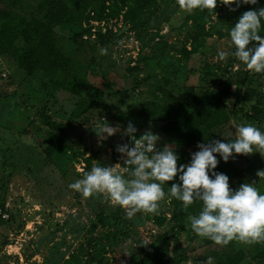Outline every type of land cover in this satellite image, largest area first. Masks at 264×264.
<instances>
[{
  "label": "rangeland",
  "instance_id": "1",
  "mask_svg": "<svg viewBox=\"0 0 264 264\" xmlns=\"http://www.w3.org/2000/svg\"><path fill=\"white\" fill-rule=\"evenodd\" d=\"M99 1L78 2L81 6L89 4L81 27H87L86 15ZM40 2L19 0L16 8L26 18L41 17L37 10ZM187 14L176 0H162L147 25L134 30L124 26L119 18L120 36L103 42L88 44L79 38L68 42L69 31H61L60 48L70 52L79 75L103 90L101 101L107 105L106 111L87 110V101L64 90L42 93L39 74L35 78L25 77L12 60L0 54V208L7 211L9 218L0 220V264H122V261L137 264L141 251L135 245L144 240L156 245L155 237L173 226L166 196L159 202L156 213H137L132 219H126L125 210L102 194L86 199L68 187L94 164H116L119 153L115 148L125 142L127 136L123 132L129 121L138 129L136 135L150 130L161 137L158 145L170 144L159 131L160 123L139 116L142 105L157 97V87L180 92L185 85H196L198 75L207 71L205 85L211 93L208 101L214 103L225 90L228 78L229 97L219 110L228 119L218 139L222 142L234 139L233 122L256 126L245 116L257 103L264 114V76H256L231 55L235 49L230 47V35L219 42L214 37L208 39V48L199 50L187 61L178 62L177 50L184 44L189 46L192 32L185 18ZM163 29L167 32L162 33ZM101 48H107L108 54L101 55ZM219 50L229 52L224 61L217 59ZM136 63L141 65L139 70L129 69ZM48 113L67 125L50 157L41 145L46 130L42 116ZM102 123H109L120 131L101 139L94 130L98 131L97 126ZM234 157L229 161L242 170L243 183L256 181V187L264 194V180L256 176L258 170L264 169V157L259 152L250 156L234 154ZM98 212L110 219L111 227L91 229ZM153 215H165L167 220L159 227L153 222ZM124 228L129 230L128 237L113 231ZM188 229L186 223L185 230ZM88 241L90 245L86 244ZM171 245L175 255L182 253L181 237L172 238ZM243 245L234 240L227 246L200 248L180 264H193L194 256L207 252L218 253L217 257L231 255ZM85 248L95 257L94 261H86ZM243 264L255 263L245 260Z\"/></svg>",
  "mask_w": 264,
  "mask_h": 264
},
{
  "label": "trees",
  "instance_id": "2",
  "mask_svg": "<svg viewBox=\"0 0 264 264\" xmlns=\"http://www.w3.org/2000/svg\"><path fill=\"white\" fill-rule=\"evenodd\" d=\"M18 1L0 0V54L12 60L15 66L22 70L25 77L35 78L39 74L42 93L51 94L64 90L71 96L87 101V110L106 111L107 105L101 101L103 90L75 71L70 52L59 46L58 35L61 31L68 30V42H76L79 38L82 43L93 44L103 42L111 37H119L121 33L118 31L112 33L110 29L103 33L99 28L93 42L82 39L85 33H90L88 26L81 27V19L89 4L81 6L78 4L80 0H41L37 7L41 17L30 18H26L17 10ZM161 2L162 0H100L95 9L89 10L86 18L87 21L90 18L108 21L120 17L124 26L128 25V28L137 30L152 20L160 8ZM230 7L236 8V5L224 6L218 0L217 7L213 12L200 9L188 12L185 18L190 22L192 32L189 34V46L184 44L177 50L178 62L187 61L199 50L208 48V39L214 37L219 42L222 38L227 37L231 27L235 25L242 13L264 7V0H258L256 5L242 4L236 11H230ZM75 28L78 29L75 31ZM259 34L264 36V22H262ZM138 64L136 63L129 69L139 70L141 65ZM254 74L258 77L264 76V73ZM208 76V72L203 71L202 75H198L196 85H185L180 92L168 90L166 87H157V97L146 101L139 111V116L160 123L159 131L166 137V140L175 149L181 148L176 149L179 156L178 165L190 163L191 154L199 150L196 147L198 143H207L210 140L218 139L222 134L223 123L228 119V116L219 113V110L223 106L225 98L229 97L230 80L226 78L225 90L214 103H211L208 101V97L211 95L210 89L205 85ZM262 111L257 103L251 108V113L246 114L245 117L248 122H253L264 132ZM42 122L46 130L43 131L44 137L41 138V145L47 156L50 157L62 140L67 125L66 122L52 118L49 113L42 116ZM163 146L164 144L159 145L160 148ZM115 159L119 160L120 154ZM217 159L220 163L215 171L226 174L229 177L230 187L237 189V186L244 180L242 170L238 169L237 165H232L230 161L224 162L218 155ZM87 166H89L88 161ZM173 182L178 183V177L163 185L165 196L169 199V220L172 221L173 226L155 237L156 245L149 244L147 248L140 246L141 256L137 264H180L194 251L216 245L213 241L201 238L191 230L188 217L198 215L202 204L197 201L186 212L183 211L182 202L172 198L169 194ZM8 219H3L0 215L1 221ZM152 219L159 227L163 226L167 220L165 215H153ZM186 223L189 225L188 230H185ZM98 226L108 228L112 226V222L102 212H98L96 220L91 223V229L95 230ZM116 230L113 229L121 237L129 236V230L126 228ZM177 237L182 238V247L178 248L182 250V253L175 255L171 240ZM86 244L90 245L91 243L88 241ZM84 251L87 262L95 260L87 248ZM207 253L194 256L192 263L205 264L208 257L213 258L215 255L212 252ZM217 254L216 258H213L214 264H243L245 260L255 264H264V242L245 244L231 255L217 257Z\"/></svg>",
  "mask_w": 264,
  "mask_h": 264
},
{
  "label": "clouds",
  "instance_id": "3",
  "mask_svg": "<svg viewBox=\"0 0 264 264\" xmlns=\"http://www.w3.org/2000/svg\"><path fill=\"white\" fill-rule=\"evenodd\" d=\"M176 2L186 12L195 9L213 12L218 0ZM219 3L224 6L235 4L236 8L230 7V11H236L242 4L256 5L258 0H219ZM262 22L264 7L244 11L229 33L230 47L235 49L231 55L254 73H264V36L259 34ZM100 54L107 55V48H101ZM228 56L229 52L219 50L217 59L224 61ZM97 128L98 131H94L101 139L120 131L109 123H102ZM233 129L234 139L198 143L196 147L199 150L191 154L190 163L178 165L179 156L172 144L166 143L158 148L161 137L150 130L137 138L138 129L129 121L123 135L129 137L130 142L117 144L115 148L127 177L119 171L120 163L113 166L97 163L68 187L86 199L102 194L106 200L125 210L126 219H132L137 213H156L159 202L166 195L164 183L178 177V183H171L169 194L182 202V210L186 212L197 201L202 204L198 215L188 217L191 230L196 235L221 246H227L234 240L245 244L262 243L264 194L256 187V181L245 182L232 189L229 177L215 169L220 163L217 155L224 162L234 159V154L250 156L259 152L264 157V132L252 124L235 122ZM256 176L264 180V169L258 170ZM149 244L144 240L135 247L147 248ZM122 264L126 262L122 261ZM205 264H214L213 258L208 257Z\"/></svg>",
  "mask_w": 264,
  "mask_h": 264
},
{
  "label": "built area",
  "instance_id": "4",
  "mask_svg": "<svg viewBox=\"0 0 264 264\" xmlns=\"http://www.w3.org/2000/svg\"><path fill=\"white\" fill-rule=\"evenodd\" d=\"M93 13L91 12V15H92ZM120 18V17H119ZM118 18V19H119ZM118 19H115V18H113V19H110V20H108V21H105V20H95V19H93V18H90L89 20H88V24H87V26L90 28V33H85L83 36H82V39H87V40H94L95 38H96V32H97V30L100 28L101 29V31L103 32V33H105L106 32V30L108 29H110L111 30V32L112 33H115V32H117L119 29H120V26L121 25H118L117 26V21H118ZM120 21H121V18H120ZM109 24V25H108ZM84 26H86V25H84ZM113 27V28H112ZM113 29H115L114 31H113ZM164 32H167V30L166 29H163V31H162V33H164ZM92 37V38H91ZM2 76H5V73H2L1 74ZM101 119H103V117L101 118ZM137 136V138L140 136V135H136ZM126 142H130V138L129 137H127V139L125 140V142L124 143H126ZM157 147L158 148H160L159 147V145H157ZM117 163H120L122 166H121V171L122 172H124V166H123V161L121 160V159H119V160H117L116 161V164ZM0 215H1V217L3 218V219H7L8 218V214H7V212L6 211H2V209L0 208Z\"/></svg>",
  "mask_w": 264,
  "mask_h": 264
}]
</instances>
